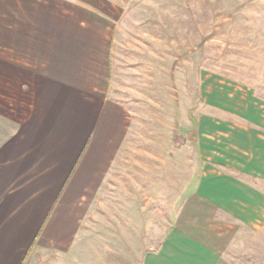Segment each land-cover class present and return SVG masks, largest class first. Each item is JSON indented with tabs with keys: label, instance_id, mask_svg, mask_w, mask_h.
<instances>
[{
	"label": "rangeland",
	"instance_id": "374dc122",
	"mask_svg": "<svg viewBox=\"0 0 264 264\" xmlns=\"http://www.w3.org/2000/svg\"><path fill=\"white\" fill-rule=\"evenodd\" d=\"M10 1L0 0V53L4 7L15 13L12 29L20 21L19 0ZM36 1L27 0L24 15ZM131 6L118 39L142 59L128 51L111 74L112 95L131 118L123 205L89 222L70 253L35 251L26 264H144L181 223L203 230L195 195L217 175L244 183L250 195L236 200L233 215L213 208L204 231L236 241L234 264H264V0Z\"/></svg>",
	"mask_w": 264,
	"mask_h": 264
},
{
	"label": "crops",
	"instance_id": "0c3cea01",
	"mask_svg": "<svg viewBox=\"0 0 264 264\" xmlns=\"http://www.w3.org/2000/svg\"><path fill=\"white\" fill-rule=\"evenodd\" d=\"M36 2L28 16L27 0H19L15 29V13L4 7L2 16L0 264H26L35 251L70 253L89 222L108 206L123 205L122 152L131 118L112 95L111 74L126 52L141 58L136 46L128 50L118 39L134 0ZM249 195L232 176H213L195 195L193 215L203 230L181 223L144 264L241 260L230 246L235 240L204 226L210 227L213 208L233 215L236 200Z\"/></svg>",
	"mask_w": 264,
	"mask_h": 264
}]
</instances>
